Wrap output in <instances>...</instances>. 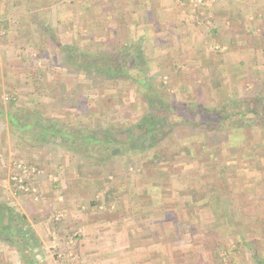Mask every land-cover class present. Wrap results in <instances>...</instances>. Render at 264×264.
Masks as SVG:
<instances>
[{
  "label": "rangeland",
  "instance_id": "rangeland-1",
  "mask_svg": "<svg viewBox=\"0 0 264 264\" xmlns=\"http://www.w3.org/2000/svg\"><path fill=\"white\" fill-rule=\"evenodd\" d=\"M48 1L0 0L1 107L6 110L12 103L21 110L30 107L33 111L47 113L70 126L87 127L89 130H94L103 122L117 126L136 121L146 110V104L143 90L134 81L104 79L93 73L86 76L82 71L63 65L58 49L48 44L55 45V40L59 44L73 45L87 54L97 55L99 51H108V45L112 42L122 44L123 39L118 31H110L112 34L108 38L100 37L95 20L98 15L93 12L95 10L86 12L89 8L82 5V0ZM97 1L90 0L89 3L93 7ZM107 1L112 8L116 0ZM186 1L195 14H200L204 9H210L215 0H201L199 3ZM27 7L42 10L36 18L26 13ZM9 9H19L21 14L7 15ZM81 9L85 10L82 12ZM84 16L86 20L81 22ZM65 20L73 21L67 23ZM88 23L92 29L86 31ZM208 23V20L203 21L205 26ZM148 74L153 79V90L163 99H182L171 93L166 78L160 72L150 74L148 71ZM170 118L177 120L178 116L170 115ZM231 128L240 129L236 126ZM199 131L202 132L198 127L188 131L186 126H179L170 131L159 146L150 150L129 152L112 158L110 164H92L91 159L80 150L58 145L51 147L41 140L36 142V139L27 144L22 138L28 140L30 134L24 133L21 140L18 139L11 132L5 116H0V212L4 217L10 210L23 215L19 222L23 223L25 229L32 230L38 239L35 243L39 244L33 253L39 263L71 264L77 258V254L71 252L75 248L74 240L78 237L74 232L68 233L65 241L61 245L58 243L62 241L60 236L64 232L65 209L62 204L70 199L79 201L85 197L89 203L101 201L102 198L111 200L116 198L119 184L129 188L139 185L147 176L150 183L155 176L158 188L154 191L150 188L153 199L161 190L163 198L169 201L170 206L174 205L169 206L170 209L185 219L180 223L189 234L186 241L191 246L196 242L202 250H209L208 255L192 254V257H186L189 259L186 264H255L256 259L262 260L264 264V252L255 254L245 246L246 241L254 236L230 228L224 216L228 212L227 189L232 176L228 167L238 165V159H228L224 153L211 151V145L206 147L209 143L204 136H199ZM225 143L230 144V140L227 139ZM200 146L204 150H199ZM164 147L168 150L166 159L155 165L157 169L148 167L151 154ZM182 149L187 153H183ZM194 149L197 157L190 156ZM215 167L221 168L219 173H210V168ZM200 169H206V173L194 171ZM219 178H225L221 180L225 189L219 187ZM83 188H90L92 193L88 194L89 189ZM127 189L124 194H127ZM210 193H216L217 200L221 197L218 208L205 204L206 200L211 199ZM224 199H227V205ZM217 215L220 221H209L210 217L215 218ZM2 221H5L4 218ZM15 226L20 225L18 223ZM0 264H23L16 247L1 237Z\"/></svg>",
  "mask_w": 264,
  "mask_h": 264
},
{
  "label": "crops",
  "instance_id": "crops-1",
  "mask_svg": "<svg viewBox=\"0 0 264 264\" xmlns=\"http://www.w3.org/2000/svg\"><path fill=\"white\" fill-rule=\"evenodd\" d=\"M89 1L82 0V5L89 8L86 12L95 10L98 15L95 20L99 36L108 38L112 31H118L123 39L120 46L141 48L147 71L160 72L171 93L182 97L180 101L228 110L225 131H207L199 126L202 132L198 133L207 139L206 147L211 145V151L224 153L228 159L237 157L238 165L228 167L232 176L227 189L228 212L224 216L230 228L254 236H248L245 245L252 253H263L264 0H215L210 9L200 14H195L186 0H116L112 8L107 0H98L93 7ZM34 8L27 7L25 11L37 18L42 9ZM19 12L9 9L6 14L19 16ZM204 20L210 24L205 26ZM86 25V31L92 29L90 23ZM234 124L240 129L231 128ZM201 149L204 150L200 146ZM193 151L190 156L197 157L196 149ZM149 163L148 167L158 168L150 158ZM205 170L194 171L206 173ZM219 170L210 168V173ZM144 179L129 188L119 184L116 198H102L96 205H91L86 197L62 204L64 232L58 243L61 245L68 233L74 232L78 237L71 252L77 258L73 257L71 264H186V257L208 255L209 250H202L200 244L193 242L191 246L186 241L189 234L180 223L185 219L170 209L174 205L163 198L161 190L153 199L150 190L158 188L156 177L150 183L149 176ZM218 180L219 187L225 189L221 184L225 178ZM83 189L92 193L90 188ZM208 195L211 199L205 204L218 208L221 197L217 200L216 193ZM217 216L209 221H220ZM255 261L258 264L259 260Z\"/></svg>",
  "mask_w": 264,
  "mask_h": 264
},
{
  "label": "trees",
  "instance_id": "trees-1",
  "mask_svg": "<svg viewBox=\"0 0 264 264\" xmlns=\"http://www.w3.org/2000/svg\"><path fill=\"white\" fill-rule=\"evenodd\" d=\"M54 42L55 45L50 42L48 44H53L52 46L58 49L60 61L66 67L82 71L86 76L93 73L104 79L134 81L143 90L142 96L146 110L134 122L117 126L103 122L94 130H89L87 127L70 126L58 118L48 116L47 113L33 111L30 107H24L21 110L12 103L4 110L0 105V116H5L11 132L15 133L18 139L21 140L24 133L30 134L28 140L22 138V141H26L27 144L33 139H36V142L41 140L49 143L51 147L58 145L66 149L80 150L91 159L92 164L101 162L110 164L118 156L159 146L169 132L179 126H186L188 131L197 129L199 126L205 127L204 130L215 132L227 129L225 121L230 117L226 115L228 110L207 109L187 101H168L153 90L155 89L153 79L145 67L141 48L130 49L112 42L108 45V51H99L97 55H93L73 45L59 44L55 40ZM251 112L257 114L256 110ZM170 115H176L178 119L173 120ZM234 126L240 127L237 124L232 127ZM167 152L166 147L154 151L151 154L153 164L162 163L166 159ZM97 202H92L91 205H96ZM3 215L0 212L1 239L16 247L23 264H41L33 253L34 248L39 244L35 243L38 240L36 235L32 230L25 229L23 223L19 222L23 215L13 210L6 213L7 217ZM3 218L5 221H2ZM18 223L20 226L16 227ZM32 235L35 238H31ZM258 264H263V261L259 260Z\"/></svg>",
  "mask_w": 264,
  "mask_h": 264
},
{
  "label": "built area",
  "instance_id": "built-area-1",
  "mask_svg": "<svg viewBox=\"0 0 264 264\" xmlns=\"http://www.w3.org/2000/svg\"><path fill=\"white\" fill-rule=\"evenodd\" d=\"M195 2H201V0H194ZM25 172V168L22 169ZM15 178V177H14Z\"/></svg>",
  "mask_w": 264,
  "mask_h": 264
}]
</instances>
